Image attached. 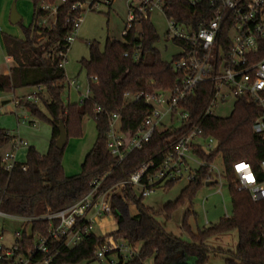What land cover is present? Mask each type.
<instances>
[{"label": "trees", "instance_id": "16d2710c", "mask_svg": "<svg viewBox=\"0 0 264 264\" xmlns=\"http://www.w3.org/2000/svg\"><path fill=\"white\" fill-rule=\"evenodd\" d=\"M42 0H34V17L31 25L24 29V38L3 37V45L15 66L9 75H0V91H16L22 88L41 87L40 102L22 99L21 106L31 115L47 121L52 129V138L46 155L29 147L26 161L17 163L12 172L2 164L5 149L14 140L11 134L0 129V203L1 210L20 217H41L64 210L82 200L91 190L94 179L110 173L112 179L127 175L150 155L161 150L168 139L177 137L180 130L157 133L152 143L141 152L133 153L120 167H114V160L107 150V136L110 119L114 114L122 118L125 132H134L146 119L148 106L144 101L129 103L126 93L154 94L156 91L172 89L180 76L173 62H165L155 47L160 35L151 21L134 28L124 41L108 40L101 49L96 42L90 44V58L81 61L89 79L90 96L82 104L66 100L70 91V80L66 70L60 67L66 52L67 38L72 30L67 24L68 9H63L58 25L54 29L40 24L46 13L38 9ZM213 10L207 5L191 7L183 0H172L167 17L181 24H190L196 30L203 29L211 20ZM182 47L183 42L175 41ZM139 52L136 60L134 55ZM129 56L126 57L125 55ZM264 58V52L260 53ZM175 56L172 61L178 59ZM97 77V81L92 78ZM203 87L189 99L186 111L191 115L190 125L201 123L204 137L214 138L218 149L212 154L199 153L207 163L212 164L221 155L225 163V179L233 199V213L222 218L218 224L192 233L188 218L189 209L183 219V229L190 234L191 241L168 234L155 219L145 200L129 196L113 200V214L118 230L113 234L117 240L127 242L139 255L118 264H207L210 259L224 257L228 264H264V200L254 202L248 192L236 188L237 178L234 165L248 161L259 171L264 160V137L253 131V125L261 114V108L248 100H238L228 118L209 117L202 121V114L210 98ZM43 104L46 113L39 107ZM92 119L98 132L96 142L86 157L79 175L67 176L63 162L66 148H57L60 125L66 127L68 138L84 135L85 120ZM26 168V170H24ZM208 183L216 184L204 167L198 177L189 184L175 202L164 207L168 218L180 208L191 204L198 192ZM175 183L166 187H172ZM131 205H136L138 214L133 215ZM48 222L32 225V236L24 233L23 247L32 246L34 237L45 236ZM238 232L239 242L235 251L212 248L209 242L217 237ZM104 238L96 234L86 238L73 249H61L54 264H90L95 259L97 248Z\"/></svg>", "mask_w": 264, "mask_h": 264}, {"label": "built area", "instance_id": "2783aa9c", "mask_svg": "<svg viewBox=\"0 0 264 264\" xmlns=\"http://www.w3.org/2000/svg\"><path fill=\"white\" fill-rule=\"evenodd\" d=\"M114 1L42 0L38 9L47 16L42 18L40 24L50 30L56 28L61 12L68 9L67 24L71 25L72 30L67 38V46L71 48L83 22V15L101 5L112 6ZM171 1L131 0L124 37L134 26L146 21L152 22V15L161 12L168 23V40L184 43L180 47L181 52L176 55L179 58L172 61L173 69L180 76L174 87L166 91L125 94L129 103L144 101L149 109L148 115L134 132H125L121 116L112 115L107 150L117 168L133 153L145 150L157 133L169 130L182 132L168 139L161 150L150 155L127 175L112 179L113 169L107 175L94 179L90 192L64 210L41 217H20L3 212L0 203V242L5 235L2 219L27 224L24 232L16 233V242L12 248L0 244V264H54L61 249H73L81 245L86 238L95 234L96 228L101 227L105 219L117 221L113 214V200L116 196L123 200L129 196L145 200L160 187L180 181L191 184L204 167L209 168V174L215 180L223 178L220 172H216L214 163L207 164L199 155L214 153L218 149V142L203 136L201 123L190 125L191 115L186 111L189 99L203 87L209 91L210 98L202 114V121L215 117L213 110L232 99L248 100L261 108L262 114L256 119L253 131L264 137V58H260V53L264 52V0H183L193 8L201 5L212 8L211 20L200 30L190 24L169 19L167 11ZM69 50L61 53V68H66ZM139 54L135 53L136 60ZM92 80L97 81V77ZM70 84L74 86L76 83ZM42 92L43 89L38 87L26 100L39 103V94ZM89 96L90 90L80 104ZM21 102L22 99H17L16 106L20 107ZM24 122L27 123V118H24ZM32 124L35 126V121ZM12 145L13 151H4L2 155V164L7 172H12L17 164L16 151L26 147L27 143L16 139ZM241 163L249 167L237 171L236 166ZM248 171L254 175L253 183L244 179ZM234 172L237 189L248 192L254 202L264 200V160L259 171L250 162L242 161L234 165ZM130 209L134 216L138 214L136 205H131ZM39 222H48L47 234L36 235L32 246L24 248V233L31 237L32 225ZM116 231L106 230L101 236L104 241L95 252L96 260L118 264L139 255V249L113 236Z\"/></svg>", "mask_w": 264, "mask_h": 264}, {"label": "rangeland", "instance_id": "374dc122", "mask_svg": "<svg viewBox=\"0 0 264 264\" xmlns=\"http://www.w3.org/2000/svg\"><path fill=\"white\" fill-rule=\"evenodd\" d=\"M131 0H115L112 6L101 5L94 11H88L83 15V22L79 29L76 40L71 45L68 52V63L66 65V73L69 80H76L77 84L70 87V102H78L79 99L89 92V79L87 72L81 70V61L90 58V44L98 43L101 49L105 48L107 41L117 40L124 41L126 26L130 17L129 4ZM16 4L18 14L22 17V21L16 25L11 22L12 8ZM34 17V0H0V74L7 71L10 66L14 65L13 60H8L3 45L4 36H12L14 38L23 39L24 29L28 28ZM152 23L160 35V41L156 44V48L160 51L162 59L165 62H172L173 58L181 52V48L168 40L166 34L168 31V23L161 12L152 15ZM80 70L82 71L79 75ZM79 87V88H78ZM36 92V88H22L16 91L1 92L0 91V129H4L9 133L12 131L20 135L27 141L30 147H38L37 149L45 155L49 150L51 141V126L42 119L34 117L23 106L17 107L15 101L17 99L27 98ZM27 94V95H26ZM167 95L166 97H168ZM69 92L66 100H69ZM6 103H3V102ZM236 100L232 99L227 104H222L214 109V115L219 118H228L235 109ZM41 110L46 113L43 104H40ZM28 116L27 123L24 117ZM36 123L37 129H32V122ZM96 124L92 119L87 118L84 124V135L81 138H70L64 155V170L67 175L75 176L82 172V166L87 155L93 148L97 139ZM29 147H23L18 152L19 159L24 162ZM35 148V147H34ZM214 167L216 172H220L223 178H217V183L205 186L198 192L196 198L191 204L188 203L184 208H180L172 214L170 218L165 214L164 207L175 202L181 192L188 186L186 181L175 183L172 187H160L149 198L145 199V205L151 209L158 223L164 230L176 238L185 242L191 241V236L183 229V219L186 211L189 209L193 213L188 218V225L192 233H197L199 229L209 228L219 223V221L227 215L233 213V199L229 190L228 182L225 179V163L223 157L219 155ZM5 235L0 242L8 248H12L16 242L15 235L18 232H24L27 224L21 221H13L10 219H2ZM30 232V228L27 230ZM95 234L102 236L105 230L97 227ZM239 242L238 232H232L229 235L220 236L212 239L209 245L212 248L226 249L235 251ZM90 264H109L107 260H96ZM148 264H153L149 262ZM207 264H228L224 257L212 258Z\"/></svg>", "mask_w": 264, "mask_h": 264}, {"label": "crops", "instance_id": "0c3cea01", "mask_svg": "<svg viewBox=\"0 0 264 264\" xmlns=\"http://www.w3.org/2000/svg\"><path fill=\"white\" fill-rule=\"evenodd\" d=\"M8 60H9V61L12 60L11 57H8ZM14 66H15V63H14L13 66H10L9 69H8L7 71H4L3 74H0V75H9L10 72H11V69H12ZM81 72H82V71L80 70L79 75H80ZM71 82H75V83L77 84V81H76V80H70V83H71ZM78 88H79V87H78ZM26 95H27V94H26ZM70 96H71V94H70V91H69V97H68V98H69V101L71 100V99H70ZM86 96H87V95L81 97L77 103H80L81 100H82L84 97H86ZM3 103H6V102L4 101ZM74 103H76V102H74ZM26 111L29 112L27 109H26ZM24 118H27V120H28V116H25ZM30 125H31V128H32V129H37L36 124H35V126H34L33 124H30ZM10 134H11V136L14 138V140L19 139V140H22V141L26 142V143H27L26 148H27V147H30L29 143H28L27 141H25L23 138H21L20 135L15 134V133L12 132V131L10 132ZM51 138H52V129H51ZM14 140H13V141H14ZM50 142H51V141H50ZM49 146H50V143H49ZM34 147L36 148V150H37L40 154L45 155V153H42L41 151H39V150L37 149L38 147H36V145H35ZM21 148H23V147H21ZM21 148L18 149V150L16 151L17 163H24V162L26 161V159H25L24 162H21L20 159H19L18 152L21 150ZM28 149H29V148H28ZM5 151H13V145L11 144L10 146H8V147L5 149ZM26 157H27V154H26ZM65 173H66V172H65ZM66 175H67V173H66ZM67 176H71V175H67ZM101 227L103 228V230H105V231L107 230V231L111 232V231L118 230V223H117V221H115V220H113V219H105V220L101 223Z\"/></svg>", "mask_w": 264, "mask_h": 264}, {"label": "water", "instance_id": "95a60500", "mask_svg": "<svg viewBox=\"0 0 264 264\" xmlns=\"http://www.w3.org/2000/svg\"><path fill=\"white\" fill-rule=\"evenodd\" d=\"M22 21V17L18 14L16 4H14L12 8V13H11V22L12 24L16 25ZM69 142L68 134L66 131L65 125L62 123L60 125V137L57 140V148L60 150H63L67 147ZM212 185V183H208L207 186Z\"/></svg>", "mask_w": 264, "mask_h": 264}, {"label": "clouds", "instance_id": "9594fccd", "mask_svg": "<svg viewBox=\"0 0 264 264\" xmlns=\"http://www.w3.org/2000/svg\"><path fill=\"white\" fill-rule=\"evenodd\" d=\"M240 165H245V164L241 163V164L237 165L236 166L237 171H240L241 170V169L238 168V166H240ZM245 166L246 167L244 169H246V168L249 167L248 165H245ZM248 177H250V179H248ZM244 179L247 180L249 183H253L254 182V175L251 173V171H248L247 174L245 175Z\"/></svg>", "mask_w": 264, "mask_h": 264}, {"label": "snow or ice", "instance_id": "6c2138e0", "mask_svg": "<svg viewBox=\"0 0 264 264\" xmlns=\"http://www.w3.org/2000/svg\"><path fill=\"white\" fill-rule=\"evenodd\" d=\"M245 167H246L245 165L238 166V168L241 169V170L244 169ZM248 179H250V177H248Z\"/></svg>", "mask_w": 264, "mask_h": 264}]
</instances>
